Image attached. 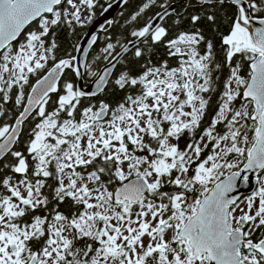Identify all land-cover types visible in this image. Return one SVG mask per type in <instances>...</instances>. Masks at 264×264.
Masks as SVG:
<instances>
[{"label":"snow or ice","instance_id":"1","mask_svg":"<svg viewBox=\"0 0 264 264\" xmlns=\"http://www.w3.org/2000/svg\"><path fill=\"white\" fill-rule=\"evenodd\" d=\"M66 2L70 12L65 0H0V93L7 103L18 86L15 106L23 108L14 125L0 127V157L6 161H0V264H264V0H216L214 8L233 9L223 21L228 31L218 33L224 63L199 28L169 39L168 29L150 19L133 30L131 36L144 38L149 51L167 40L168 55L179 58V65L165 61L137 76L122 72L115 85L139 86L138 94L115 110L103 102L96 111L85 107L79 121L77 106L95 92L86 93L67 78L62 94L58 91L65 69L81 73L72 68L76 57L57 58L58 45L50 37L61 24L91 22L96 3ZM155 3L147 0L131 21ZM160 7L164 14L156 16L163 20L167 6ZM205 18L215 25L218 16L211 12ZM201 19L192 15L191 23ZM96 40L93 35L89 45ZM114 48L109 42L102 49L105 60ZM134 55L142 57L141 48ZM225 65L215 115L201 134L210 107L205 94L217 91L216 74ZM83 66L87 76L97 77L98 90L112 71L105 67L101 75ZM25 86L31 89L27 93ZM51 93L57 94L54 110L46 111ZM33 109L40 120L26 146L30 166L12 146ZM109 111L111 119L104 122ZM61 113L67 116L62 121ZM185 135L190 142L181 148ZM209 145L212 151L203 156ZM9 169L20 174L16 183ZM249 171L257 173L259 187L245 198V209L231 194L237 178ZM49 179L55 184H47ZM242 179L248 182L249 176ZM168 186L173 190L166 191ZM50 197L57 204L70 198L83 210L67 216L52 209L48 222L35 213L47 208Z\"/></svg>","mask_w":264,"mask_h":264},{"label":"trees","instance_id":"2","mask_svg":"<svg viewBox=\"0 0 264 264\" xmlns=\"http://www.w3.org/2000/svg\"><path fill=\"white\" fill-rule=\"evenodd\" d=\"M111 1L112 0H95L96 6L94 8L93 14H99V12ZM178 1L180 0H156V3L150 6L149 9L145 10V12L142 13L136 21H131V16L137 11H139V7L142 6L143 3L147 2V0H127L124 6L117 13L113 24L111 26H106L104 30L98 35L95 44L89 51L87 57V65L91 66L94 72H97L99 68L104 65L108 60H105L103 58L105 54L102 51V49L107 46V43L111 42L115 45V48L112 50L111 55L109 56L111 57L121 47V45H124L129 40L135 38L131 36V32L133 30H138L140 27L147 24L149 20L162 9L160 7L161 4L167 6ZM228 3L230 4V2ZM214 4L215 3H205L196 0L185 1L183 4L177 6L174 12L168 14L161 22V25L165 26L168 29L169 39L175 38L181 31L191 32L194 31L196 28H199L203 32L206 40L211 41L215 45L217 60L221 63H224V56L220 52L221 41L220 35L218 33H226L228 31V24L223 21L227 15L232 14L233 9L230 7H225L221 10L218 8H214ZM66 6L67 2L65 0L64 7L66 8ZM211 12H216L218 16L217 23L215 25H213L211 22H208L205 18L206 14ZM192 15H200L202 19L196 25H193L191 23ZM33 27H35V25H33ZM86 28L87 24L81 25L73 21L71 27L67 23H64L54 29L55 36L50 37V40L54 39L58 45V48L55 52L57 58H69V55H75L76 44L84 34ZM20 40L22 41L23 37H21ZM117 41H119V43H117ZM166 45L167 40H165L164 43L158 42L156 44L151 45V51H149V48L145 45L144 42H142L137 46L141 48L143 52V56L140 58H137L134 55L136 47L132 49L118 63L107 86L100 94L91 98H82L81 103L77 106L78 111L75 113V119L79 121V119L82 118L81 114L85 107L91 106L96 109L100 106L101 102H103L108 104L110 109L115 110L119 104L124 103L126 101L128 95L138 94L139 86H137L135 89L131 88L130 86H126L124 89H120L119 86L115 85V79H117L122 72H130L131 75L137 76L139 74H142L147 67H159L163 65L165 61L167 62L169 67H177L178 58L171 57L168 55L169 49ZM199 48L201 54H204L206 50V44L202 43ZM97 57H99V59H97ZM50 66L51 61H49L47 67ZM44 73L45 72L42 70L41 75H43ZM227 74L228 68L225 65L222 71L216 74L219 77V79L214 82V87L217 89V91H214L210 94H205V97L210 99V107L206 111V115L203 118L201 125V134L202 130L209 125L211 119L215 115V112L212 110V106L216 105L219 101V92L222 91L223 82L226 79ZM83 77L85 83H88L93 78L87 76L86 70ZM65 78L69 79L70 82L74 83V85L76 83L74 71H72V69H65L64 76L58 84V91H60L61 94ZM35 79L36 76H30L31 83H34ZM29 90L30 88L28 86H25V93H27ZM16 93L17 87L15 86L13 93L10 94V99L7 103H5L2 99L3 93H0V109H3V111L5 112V115L0 116V127H3L5 124H8L10 127L15 117L20 112L21 107L15 106ZM50 96L52 97V100H50L49 104L46 105V111L54 110L53 101L57 99L56 93H51ZM36 112L24 122L22 130L18 136L17 142L12 149L21 151L26 157H28L30 166H32V162L31 157L28 156V153L26 152V146L31 138V132L34 128V125L40 120V118L36 115ZM65 118H67L66 113H61V121ZM217 129L221 133L226 130L223 123L219 124L217 126ZM197 139H199V136H197ZM188 142H190V136H183L180 140V147L184 148ZM210 149L211 145H209L207 149H204L202 155L204 156L205 154H207ZM6 157L8 160L15 159L10 156V153L6 154ZM0 161L6 162L4 161V158H2ZM8 174L14 177L13 183H16L17 179L20 177V174L11 173V169L8 170ZM47 184H55V181L49 179L47 181ZM165 190L172 191L173 188L171 186H168L165 188ZM3 191L4 189L0 187V192ZM42 191L47 195L49 194L50 189L46 185V187ZM78 207L81 211L83 210L82 206L74 205L70 198L66 199V201L63 203L57 204L55 201H52L50 197V203L47 208L42 207L40 209H37L35 214L41 215L42 217H47L49 221L54 215L52 209H55L64 215L71 216V214L77 211Z\"/></svg>","mask_w":264,"mask_h":264},{"label":"water","instance_id":"3","mask_svg":"<svg viewBox=\"0 0 264 264\" xmlns=\"http://www.w3.org/2000/svg\"><path fill=\"white\" fill-rule=\"evenodd\" d=\"M185 1H188V0H180L178 2H175V3H172L170 5H167V12H168V14L174 12L175 9L177 8V6L183 4ZM196 1L205 2V3H216V0H196ZM228 2H231V0H228ZM109 3L111 4V7L110 8H108V4ZM109 3L104 7V8H108V10L107 11H104L103 10L104 8H103L99 12V14L94 17V19L92 20V22L87 26L84 34L82 35V37L80 38V40L76 44V48H75V55H74V57H76V59L73 60V68H79V71L81 73V76L78 77L76 75V73L74 72L75 77H76L75 86L78 87V88H80L81 90L85 91L86 93L95 92V95L94 96H85V97H88V98L95 97V96H97L98 94H100L104 90V88L107 86L109 80L111 79V77H112V75H113V73H114V71H115L118 63L132 49H134L139 44H141L143 42V39H144V38H139V39L133 38V39L129 40V41H133L134 44L133 43H129V41L127 43H125L124 45L127 46V49H128L127 51H124L123 48L120 47L107 60V62L99 68V70L97 71V73L98 74H101V75L103 74L105 67H108V68H111L112 69V71H111V73H110V75L108 77L107 83H105L100 90L97 89L96 83H95L97 77H93L92 80L89 81V83H87V84L85 83L84 77H83L84 76V72H85V67L83 65L86 64L89 51L92 48V46L95 44L94 43V44H92L90 46L89 45V41L91 40V38H92L93 35H95L96 37H98V35L104 30V28L106 26H111L113 24L112 23L111 25H109L108 24V21H113L114 22L117 13L120 11V9L124 6V4L126 2H125V0H112ZM159 13H160V15H163L164 14V9L162 8L159 11ZM151 21H152V24L155 25V24H161V22L163 20H160L159 17L156 16V14H155L151 18ZM258 26L259 25L256 24L255 22L253 23V27H258ZM85 49H87V52H85ZM2 51L3 50H0V52H2ZM113 57H115V59H113ZM113 65H115L114 68L112 67ZM26 102H27V100L25 99L24 103H26ZM21 111H23V108H22ZM35 111H36V109H33L28 114V116L24 118L23 123L20 125V132L22 130V127H23L24 122ZM19 114L15 118L13 125L15 124L16 119L19 118ZM107 115L103 119H105L107 117ZM20 132H19V134H20ZM2 141H3V138L0 139V142H2ZM14 145L12 146V149H13ZM6 154H8V153H6ZM2 158L3 157H0V160ZM243 175H248L249 176V181L248 182L243 181V179H242ZM257 185H258V183H257V173L255 171H249V172L241 173V177H238L237 178V188H236V190L231 195L237 197V199L239 201L243 196L250 195L256 189Z\"/></svg>","mask_w":264,"mask_h":264},{"label":"rangeland","instance_id":"4","mask_svg":"<svg viewBox=\"0 0 264 264\" xmlns=\"http://www.w3.org/2000/svg\"><path fill=\"white\" fill-rule=\"evenodd\" d=\"M74 2L75 3H79V0H74ZM94 2H95V0H94ZM66 9L70 12L72 9L67 5V7H66ZM87 15H89V12L87 11V10H84V13H83V17H86ZM83 17H82V19H83ZM92 20L94 19V17H95V15L92 13ZM91 20V21H92ZM90 22H88L86 19H83V24H89ZM27 28V27H26ZM5 76H7V74H5ZM237 107L239 106V103L237 102V105H236ZM93 110L94 111H96V109L95 108H93ZM111 115H112V112L111 111H109V114H108V116L105 118V119H103V121L104 122H106V121H108V120H110L111 119ZM224 131H226V130H224ZM223 131V132H224ZM214 134H215V132H214ZM212 151V149H210L209 150V152L207 153V154H209L210 152ZM207 154H205L204 156H206ZM125 168H126V165H125ZM211 186V185H210ZM257 187H259V185L257 186ZM251 195V194H250ZM247 196H249V195H246V196H243L238 202H240V207L241 208H245L246 209V197ZM165 202H167V201H165ZM257 202H258V197H257ZM237 214H239V213H237ZM48 222H52V218L48 221ZM68 233H66V235H67ZM145 242H147V238H145Z\"/></svg>","mask_w":264,"mask_h":264},{"label":"flooded vegetation","instance_id":"5","mask_svg":"<svg viewBox=\"0 0 264 264\" xmlns=\"http://www.w3.org/2000/svg\"><path fill=\"white\" fill-rule=\"evenodd\" d=\"M177 65H179V58H178V63H177ZM17 87V92H18V86H16ZM14 88H15V86H14ZM14 88H13V90H14ZM12 93H13V91H12ZM11 93V94H12ZM21 110H22V107H21ZM15 120V119H14ZM39 122V121H38ZM13 123H14V121L12 122V125H13ZM34 127H35V125H34ZM182 148V147H181Z\"/></svg>","mask_w":264,"mask_h":264}]
</instances>
